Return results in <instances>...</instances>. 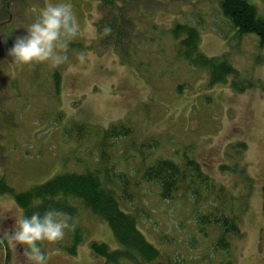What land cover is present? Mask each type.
Listing matches in <instances>:
<instances>
[{
    "label": "rangeland",
    "instance_id": "obj_1",
    "mask_svg": "<svg viewBox=\"0 0 264 264\" xmlns=\"http://www.w3.org/2000/svg\"><path fill=\"white\" fill-rule=\"evenodd\" d=\"M220 1L10 0L11 24L0 27V179L24 191L66 172L97 170L104 181L107 169L135 175L127 187L131 198L123 197L121 205L137 215L146 239L164 256L181 254L178 258L187 264H220L225 257L212 253L215 234L205 236L197 224L198 214L211 209L210 201L214 206L213 198L199 208L190 197L164 200L156 184L137 176L153 157L142 163L135 141L159 139L162 146L155 156L177 160L183 148H190L206 173L238 199L233 207L245 204L243 234L231 241L232 264H264V44L254 33L237 35L221 13ZM248 1L264 17V0ZM61 2L71 5L80 25L79 33L67 40L77 45L66 43L59 64L14 62L7 51L16 36L26 33L48 3ZM5 3L0 0V19L7 18ZM178 23L198 27L200 50L226 57L252 87L239 92L230 84H211L207 69L184 61L171 34ZM92 28L95 38L89 36ZM80 53L86 56L84 63ZM55 71L61 77L58 95ZM120 121L131 125L134 134L105 137L103 130ZM238 143L246 147L236 154ZM224 163L238 171H222ZM111 183L124 193V184H116L117 179ZM9 204L23 209L11 194H0V235L15 223ZM76 206L77 216L66 220L63 238L40 242L47 264H106L92 244L118 248L111 228L81 202ZM75 237L80 241L71 254ZM25 248L1 247L0 264H29ZM166 258L151 264H168Z\"/></svg>",
    "mask_w": 264,
    "mask_h": 264
},
{
    "label": "trees",
    "instance_id": "obj_2",
    "mask_svg": "<svg viewBox=\"0 0 264 264\" xmlns=\"http://www.w3.org/2000/svg\"><path fill=\"white\" fill-rule=\"evenodd\" d=\"M9 3L10 0H6L3 9L7 18L0 19V27L11 24ZM220 9L231 27L236 30L237 35L246 36L248 33H254L259 37L260 43L264 44V17L260 16L254 4L248 0H221ZM171 34L179 42V54L184 61L193 67L207 69L211 84H230L231 88L239 92L252 87L251 80L241 75L226 57H209L200 50L198 27L188 23H178L171 29ZM115 38L118 39L117 43H120V36ZM66 43H70L71 46L77 45V42L67 41ZM54 78V90L58 95L61 88V77L58 71L54 72ZM229 80L231 81L229 82ZM75 126L80 127V125ZM103 134L105 137L114 139L129 138L134 134V128L120 121L103 130ZM132 144L136 145L137 151L144 155L142 163H145L147 158L153 157L151 163L139 168L140 174L137 176L145 183L156 184L160 189L159 194L162 199L176 200L180 195L183 196L182 198L190 197L199 208L206 206V201H209L210 197L213 198L214 206L210 201L211 209H208L206 213L198 214L197 224L200 232L205 236H209L210 233L215 234L212 253L220 252V255L223 253L225 257L218 263L232 264L229 258L231 241L233 237H241L243 234L240 215L245 204L241 202L240 209L233 207L234 200L238 199L234 198L230 190L217 184L213 177L206 173L202 164L191 154L190 148H183L181 156L177 160L174 156H155L158 148L162 146L159 139H145ZM245 147L244 143L234 145L236 154L244 150ZM220 169L222 171H238L236 166L226 163L221 164ZM107 171L109 176L106 175V181L97 170L82 173L66 172L57 174L48 181L36 184L24 191H16L5 179H0V194H11L18 205L23 208L25 215H31L32 212L43 214L47 209H55L66 214L60 219L68 222H72L73 218L77 216L76 203L81 202L93 215L107 222L118 243L119 247L115 249H111L105 243L94 242L92 244V248L96 252L104 258L106 257L108 264H118L120 260H126L133 264H151L159 259H165V256L168 264H187L178 258L181 254L173 256L165 254L164 256L162 251L150 243L139 229L137 215L122 208L121 199L129 196L127 187L131 183L130 178L136 179L135 175L114 173L112 169H107ZM116 179V184L120 186L124 184V188L121 189L124 192L122 194H119L115 188L116 185L111 183L113 181L115 183ZM262 194L264 210V185ZM129 197L131 198V196ZM79 241L80 237H75L69 248L70 251L68 250L71 254H75ZM5 245H7L6 242L0 244V248H4ZM192 245V247H196V244Z\"/></svg>",
    "mask_w": 264,
    "mask_h": 264
},
{
    "label": "clouds",
    "instance_id": "obj_3",
    "mask_svg": "<svg viewBox=\"0 0 264 264\" xmlns=\"http://www.w3.org/2000/svg\"><path fill=\"white\" fill-rule=\"evenodd\" d=\"M26 29L25 34L16 36L7 55L21 65L43 61L59 64L65 59L62 50L67 40L79 33L80 25L71 12V5L61 2L48 3ZM103 31L107 34L110 29L105 27ZM95 34L92 28L89 36L95 38ZM85 59V54L80 53V62L84 63ZM7 207L9 211L14 210L15 223L11 230L5 229L0 235V244L6 242L8 248L26 246L25 255L29 264H47L40 242H54L63 238L68 224L60 217L66 214L47 209L43 214L32 212L31 215H25L24 210L14 204Z\"/></svg>",
    "mask_w": 264,
    "mask_h": 264
},
{
    "label": "flooded vegetation",
    "instance_id": "obj_4",
    "mask_svg": "<svg viewBox=\"0 0 264 264\" xmlns=\"http://www.w3.org/2000/svg\"><path fill=\"white\" fill-rule=\"evenodd\" d=\"M50 264V263H49Z\"/></svg>",
    "mask_w": 264,
    "mask_h": 264
}]
</instances>
